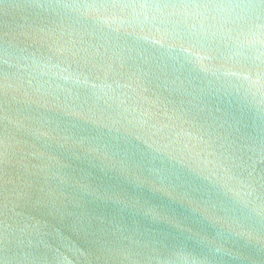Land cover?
<instances>
[{
  "label": "water",
  "instance_id": "obj_1",
  "mask_svg": "<svg viewBox=\"0 0 264 264\" xmlns=\"http://www.w3.org/2000/svg\"><path fill=\"white\" fill-rule=\"evenodd\" d=\"M0 264H264V0H0Z\"/></svg>",
  "mask_w": 264,
  "mask_h": 264
}]
</instances>
